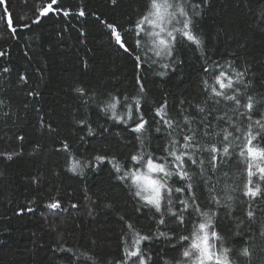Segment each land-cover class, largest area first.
Listing matches in <instances>:
<instances>
[{"label":"snow or ice","instance_id":"snow-or-ice-1","mask_svg":"<svg viewBox=\"0 0 264 264\" xmlns=\"http://www.w3.org/2000/svg\"><path fill=\"white\" fill-rule=\"evenodd\" d=\"M23 2L27 6L28 0ZM110 2L117 4V0ZM259 2L264 5V0ZM207 7L208 0H146L128 27L101 20L110 30V39L134 62V90L72 87L83 108L82 118L74 122L85 135L77 139L88 144L89 137H96L105 141V146L85 156L74 154L68 139H61L53 150L66 153L70 159L66 171L80 176L107 162L114 180L133 198L135 214L146 217L154 226V230L143 232L131 217L121 216L119 255L110 264H252L251 245L255 238L250 232H239L243 221L237 222L234 215L237 206L248 222L255 223L258 212L264 214L260 203L264 201V91H257V77L249 66H238V58L216 59L207 55V37L200 27ZM0 8V19L15 40H19L18 31L30 29L50 15L83 18L89 14L84 6L74 12L62 7L60 0H47L34 10V18L27 12L19 13L21 23L17 24L9 0H0ZM92 15L100 19L96 13ZM252 15L256 26H264V6ZM78 31L83 38V29ZM183 50L199 54L198 88L204 99L200 103L181 99L178 104H170L165 96L159 102H149L146 66H157L155 75L166 77L183 67ZM9 56L8 49H0V58ZM84 67L87 68L86 61ZM12 71L11 67L0 65V77L6 78ZM18 81L27 85L29 73L21 72ZM26 95L37 98L40 93L33 89ZM4 106L8 102L0 99V107ZM92 107L107 118L109 126L97 124L93 128L94 122L88 119ZM38 119L42 128L58 135L51 123L42 116ZM114 126L121 127L128 138L120 137L116 144H108L106 138L113 135ZM157 138L159 142H155ZM24 139L23 135L15 136L18 143ZM39 151L37 144L33 153ZM22 154V148L0 152V159L13 161ZM237 166L241 169V183H229V173ZM41 179L35 176L32 182L39 184ZM85 199L91 201L90 196ZM45 207L67 211L61 198H54ZM71 207L78 209L79 205ZM25 210L34 211L31 207L22 208L17 215ZM224 220L235 223L237 230L219 228ZM230 236L244 239V246L233 247ZM259 236L264 257V226L259 229ZM157 241L160 246L151 248ZM56 251L66 254L67 264H101L89 251L76 252L70 247ZM170 252L176 255L169 256Z\"/></svg>","mask_w":264,"mask_h":264},{"label":"trees","instance_id":"trees-1","mask_svg":"<svg viewBox=\"0 0 264 264\" xmlns=\"http://www.w3.org/2000/svg\"><path fill=\"white\" fill-rule=\"evenodd\" d=\"M9 2L19 24V13L27 12L34 18V10L47 0H28L27 6L23 0ZM145 2L117 0V4L112 5L110 0H60L62 7L75 12L84 6L89 14L83 18L50 15L30 29L18 31L19 40L12 39L0 19V49L10 52L7 59L0 58V65L13 69L6 78L0 77V99L8 102V106L0 107V152L23 149V154L13 161L0 159V172L4 173L0 176V264H67L66 254L56 251L61 247H70L76 252L89 251L101 264L103 261L110 264L119 255L121 216L131 217L143 232L154 230L149 219L135 214L133 198L114 180L107 162L98 170H86L85 175L80 176L66 171V164L70 162L66 153L53 150L59 147L61 139H68L74 154L85 156L105 146V141L96 137H89L88 144L77 139L85 135L74 122L82 118L83 108L72 87L134 90V62L110 39V30L101 20L128 27ZM262 6L259 0H208L200 21L207 37V55L216 59L238 58L236 64L249 66L257 77L254 81L257 91H264V26H256L252 13H259ZM0 15H3L2 8ZM78 29L85 32L83 38ZM181 58L185 61L183 67L163 78L155 75L157 66L151 69L146 66L149 102H159L165 96L170 104H178L181 99L200 103L204 99L198 88L199 54L183 50ZM25 71L29 73V82L22 85L18 75ZM33 89L39 91V97L26 95ZM4 112L15 115L5 117ZM89 113L94 129L97 124L109 126L107 118L94 107L89 108ZM40 116L58 129V135L40 126ZM112 131L113 135L106 138L108 144H116L120 137L128 138L119 126H114ZM17 134L24 136L22 144L15 140ZM155 142H159V138ZM37 144L40 151L33 153ZM240 171L237 166L229 173L232 177L229 183L233 180L241 183ZM35 176L42 177L39 184L32 182ZM86 195L95 203L86 200ZM54 198H61L67 211L47 209L45 205ZM260 203L264 206V201ZM72 204L79 205L78 209H73ZM28 207L34 211L25 210L17 215L19 209ZM257 217L255 223L248 222L239 206L236 207L234 219L243 221L239 232H250L255 238L251 245L254 249L252 264H264L259 236L264 214L258 212ZM218 227L237 230L235 223L228 220ZM229 239L235 248L244 246V239L231 236ZM158 246V241L150 245L151 248ZM174 255L176 253H169V256Z\"/></svg>","mask_w":264,"mask_h":264}]
</instances>
